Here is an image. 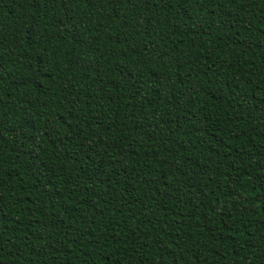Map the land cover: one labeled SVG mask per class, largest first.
<instances>
[{
	"label": "trees",
	"instance_id": "trees-1",
	"mask_svg": "<svg viewBox=\"0 0 264 264\" xmlns=\"http://www.w3.org/2000/svg\"><path fill=\"white\" fill-rule=\"evenodd\" d=\"M0 264H264V0H0Z\"/></svg>",
	"mask_w": 264,
	"mask_h": 264
}]
</instances>
